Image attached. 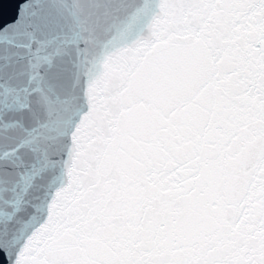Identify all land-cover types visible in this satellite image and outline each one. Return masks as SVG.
Instances as JSON below:
<instances>
[{"label":"snow or ice","instance_id":"obj_1","mask_svg":"<svg viewBox=\"0 0 264 264\" xmlns=\"http://www.w3.org/2000/svg\"><path fill=\"white\" fill-rule=\"evenodd\" d=\"M0 251L264 264V0H2Z\"/></svg>","mask_w":264,"mask_h":264},{"label":"water","instance_id":"obj_2","mask_svg":"<svg viewBox=\"0 0 264 264\" xmlns=\"http://www.w3.org/2000/svg\"><path fill=\"white\" fill-rule=\"evenodd\" d=\"M0 2H2V0H0ZM5 136L11 137V139H5L3 143L12 144L22 136V133H20L18 130H15L13 132L6 133ZM0 264H7L2 251H0Z\"/></svg>","mask_w":264,"mask_h":264}]
</instances>
